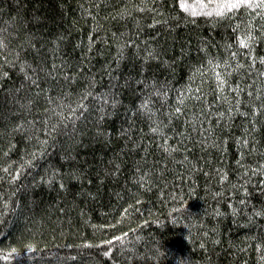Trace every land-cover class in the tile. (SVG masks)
<instances>
[{
    "label": "trees",
    "instance_id": "trees-1",
    "mask_svg": "<svg viewBox=\"0 0 264 264\" xmlns=\"http://www.w3.org/2000/svg\"><path fill=\"white\" fill-rule=\"evenodd\" d=\"M225 2L0 0V264H264V0Z\"/></svg>",
    "mask_w": 264,
    "mask_h": 264
},
{
    "label": "snow or ice",
    "instance_id": "snow-or-ice-1",
    "mask_svg": "<svg viewBox=\"0 0 264 264\" xmlns=\"http://www.w3.org/2000/svg\"><path fill=\"white\" fill-rule=\"evenodd\" d=\"M241 6H245V7L252 6L251 0H227V2L221 3L217 6L216 15L222 16L225 14L226 11H231ZM259 6H264V5H259ZM181 7L185 8V10H188V6L185 4H182ZM207 15H212V13L209 12L207 13ZM249 39H251V37H249ZM241 44L243 45L244 41H241Z\"/></svg>",
    "mask_w": 264,
    "mask_h": 264
}]
</instances>
